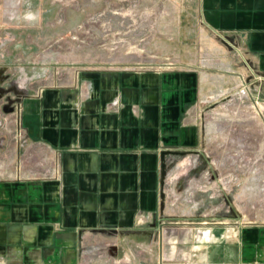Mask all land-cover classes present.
<instances>
[{"label":"rangeland","instance_id":"374dc122","mask_svg":"<svg viewBox=\"0 0 264 264\" xmlns=\"http://www.w3.org/2000/svg\"><path fill=\"white\" fill-rule=\"evenodd\" d=\"M188 5L176 0H0V184L28 176L51 180L59 171L56 162L28 146L21 121L25 95L41 98L46 89L70 85L86 72L179 73L197 82L207 74L212 76L206 83L210 97L196 96L186 109V122L199 124L197 142L162 149L187 153L167 157L163 183L160 163L164 211L172 214L157 217L161 246L177 257L191 249L188 239H207L209 230L201 227L218 219L264 222V65L255 59L264 52L250 56L241 36L228 29L211 27L205 38L195 16L184 9ZM42 27L57 31L42 34ZM80 86L86 96L89 85ZM177 232L179 241L171 242ZM113 246L109 239L93 251L104 258L115 252ZM116 253L110 259L114 264H154L158 248L150 251L147 240L126 242Z\"/></svg>","mask_w":264,"mask_h":264},{"label":"crops","instance_id":"0c3cea01","mask_svg":"<svg viewBox=\"0 0 264 264\" xmlns=\"http://www.w3.org/2000/svg\"><path fill=\"white\" fill-rule=\"evenodd\" d=\"M176 1L189 4L184 9L205 38L211 27L228 29L249 54L264 52V0ZM56 31L42 27L40 33ZM255 59L264 65V53ZM200 75L197 82L179 73L86 72L41 98L25 95L21 121L28 146L59 171L51 180L28 176L0 184V264H114L110 259L123 243L143 240L150 251L158 248L154 264H169L164 256L173 264H264V222L228 219L201 227L208 238L188 239L191 249L177 257L161 246L157 217L172 216L160 208L161 152L197 142L199 124L185 116L191 99L210 97L212 76ZM82 83L89 85L88 97ZM114 100L117 108H108ZM178 234L170 241L177 243ZM109 239L115 252L96 257L94 247Z\"/></svg>","mask_w":264,"mask_h":264},{"label":"water","instance_id":"95a60500","mask_svg":"<svg viewBox=\"0 0 264 264\" xmlns=\"http://www.w3.org/2000/svg\"><path fill=\"white\" fill-rule=\"evenodd\" d=\"M187 152L186 151H177V150H163L161 152V171H162V180L161 182L163 183L164 181V177H165V174H166V162H167V157L170 156V155H184L186 154ZM165 195H164V192L162 191L161 192V211L163 212L164 211V207H165Z\"/></svg>","mask_w":264,"mask_h":264},{"label":"built area","instance_id":"2783aa9c","mask_svg":"<svg viewBox=\"0 0 264 264\" xmlns=\"http://www.w3.org/2000/svg\"><path fill=\"white\" fill-rule=\"evenodd\" d=\"M86 96H89V91L86 92ZM117 104H118V101L115 100L114 102H112V103L109 105V107L112 108V109H115V108H117ZM218 205L220 206L221 204L218 203ZM218 223H220V224H229V223H227V222H222V220H220V219H218V221L216 222V224H218Z\"/></svg>","mask_w":264,"mask_h":264},{"label":"bare ground","instance_id":"6f19581e","mask_svg":"<svg viewBox=\"0 0 264 264\" xmlns=\"http://www.w3.org/2000/svg\"><path fill=\"white\" fill-rule=\"evenodd\" d=\"M205 235H206V237H207L208 233H206Z\"/></svg>","mask_w":264,"mask_h":264}]
</instances>
